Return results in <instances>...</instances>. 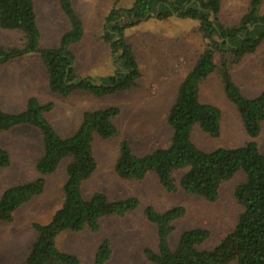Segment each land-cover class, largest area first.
Segmentation results:
<instances>
[{"label": "trees", "instance_id": "obj_1", "mask_svg": "<svg viewBox=\"0 0 264 264\" xmlns=\"http://www.w3.org/2000/svg\"><path fill=\"white\" fill-rule=\"evenodd\" d=\"M222 0H135L130 7L113 6L105 16L103 38L109 44L116 65L108 75L93 79L78 75L74 68L75 54L71 45L84 35L83 22L73 0H57L68 28L56 46L40 44L33 0H0V28L22 34L20 46L0 45V65L28 55H37L46 70L47 85L52 93L62 97L83 91L103 97L135 86L139 68L126 29L155 17L164 20L172 15L198 22L206 41L192 67L177 86L176 95L166 116L171 129L170 142L143 155L136 154L126 139L119 143L114 171L123 179L142 180L155 175L162 189L184 192L215 201L223 182L242 172L244 180L234 189L241 211L233 228L213 247L204 248L210 231L191 228L183 231L174 247L169 236L173 223L185 209L174 206L157 211L152 206L143 209L145 218L155 226L157 249H143L148 264H264V154L255 138L264 121V89L254 97L245 96L234 82L231 67L254 53L264 40L263 0H249L246 12L238 24L227 26L219 21ZM252 27V28H250ZM221 53L219 64L215 54ZM217 73L223 91L235 106L248 136L240 146L216 147L205 151L192 141V131L198 127L209 137L221 132V110L200 100L199 89L208 76ZM52 102L41 103L29 97L25 108L18 112L5 111L0 105V132L20 125L37 128L42 136V151L35 162L37 177L18 183L0 195V223L10 222L14 212L32 197L40 195L46 177L67 160L62 202L45 223L35 222L36 233L22 264H79L75 254L61 250L57 238L66 231L99 230V220L108 216H124L139 206L136 197L109 199L103 192L89 197L82 194V184L97 168L92 143L97 136L111 140L119 136L114 118L119 107L108 106L86 110L77 129L68 136L60 135L45 117ZM10 165V155L0 144V168ZM112 253L109 239L98 245L92 264H106Z\"/></svg>", "mask_w": 264, "mask_h": 264}, {"label": "rangeland", "instance_id": "obj_2", "mask_svg": "<svg viewBox=\"0 0 264 264\" xmlns=\"http://www.w3.org/2000/svg\"><path fill=\"white\" fill-rule=\"evenodd\" d=\"M135 0H73L80 16L84 35L71 45L75 54L74 68L78 75L97 79L112 73L116 67L109 44L103 38L105 16L115 7H130ZM40 44L56 46L61 34L68 28L57 0H33ZM249 0H222L219 21L227 26L238 24L246 12ZM264 13V5L260 9ZM139 68L135 86L103 97L83 91H74L67 97L52 93L47 85V74L37 55H28L0 65V105L8 112L25 108L27 99L36 97L41 103L52 102L53 107L45 117L62 136L72 134L86 110L117 106L120 111L114 118L119 136L104 140L95 137L92 143L97 168L83 182L82 194L89 197L103 192L109 199L136 197L139 206L124 216H108L99 220V230L66 231L57 238L58 247L75 254L79 264H92L100 242L107 238L112 253L106 264H148L143 253L145 247L157 249L155 226L144 216L143 209L152 206L164 211L182 206L185 212L174 221L169 243L174 247L179 235L191 228L210 231L204 248L213 247L230 231L241 211L234 197L235 187L244 180L242 172L223 182L215 201L190 195L182 189L166 192L154 174L142 180L120 178L114 171L119 143L126 139L132 150L143 155L157 147H165L171 138L166 116L174 101L177 86L205 47L206 41L195 20L176 15L158 20L155 17L129 27L125 32ZM22 34L0 28V45L20 46ZM222 54H215L219 64ZM234 82L247 97L257 96L264 89V40L256 51L245 55L232 65ZM200 100L221 110V132L212 138L195 127L192 141L200 149L209 151L216 147H235L249 138L240 116L227 99L217 73H212L200 85ZM255 141L264 154V121ZM0 144L10 155V165L0 168V195L6 188L25 183L37 177L35 162L42 151V136L30 125H20L0 132ZM67 160L46 177L44 191L22 204L10 222L0 223V264H22L36 233L35 222H47L62 202V185L65 181ZM229 264H236L231 262Z\"/></svg>", "mask_w": 264, "mask_h": 264}, {"label": "crops", "instance_id": "obj_3", "mask_svg": "<svg viewBox=\"0 0 264 264\" xmlns=\"http://www.w3.org/2000/svg\"><path fill=\"white\" fill-rule=\"evenodd\" d=\"M263 5H264V0H263V2H262V4H261V8L263 7ZM261 8H260V9H261ZM262 14H264V13H262ZM25 105H26V103H25Z\"/></svg>", "mask_w": 264, "mask_h": 264}, {"label": "water", "instance_id": "obj_4", "mask_svg": "<svg viewBox=\"0 0 264 264\" xmlns=\"http://www.w3.org/2000/svg\"><path fill=\"white\" fill-rule=\"evenodd\" d=\"M250 28H252V27H250Z\"/></svg>", "mask_w": 264, "mask_h": 264}]
</instances>
